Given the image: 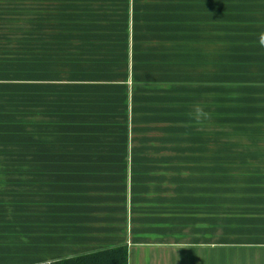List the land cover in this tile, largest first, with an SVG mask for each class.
Returning <instances> with one entry per match:
<instances>
[{"label": "rangeland", "instance_id": "1", "mask_svg": "<svg viewBox=\"0 0 264 264\" xmlns=\"http://www.w3.org/2000/svg\"><path fill=\"white\" fill-rule=\"evenodd\" d=\"M189 1L9 0L7 44L0 32V169L39 155L95 179L128 207L136 264L200 263L184 229L215 210L194 187L212 203L218 181L264 185V0L235 15L239 0H219L201 31ZM40 77L29 121L23 91ZM202 151L223 154V172L209 159L207 178L190 175Z\"/></svg>", "mask_w": 264, "mask_h": 264}, {"label": "crops", "instance_id": "2", "mask_svg": "<svg viewBox=\"0 0 264 264\" xmlns=\"http://www.w3.org/2000/svg\"><path fill=\"white\" fill-rule=\"evenodd\" d=\"M189 2L191 5L193 0ZM237 3L232 6L233 15L239 13V5L243 4L241 0ZM221 4L219 0H199L200 31L202 22L203 28L207 29V19L202 21L207 18V10L221 14ZM10 7L9 0H0V32L8 34L3 36L6 44L11 35L6 30ZM11 33H15L14 29ZM36 54L29 52L28 60L33 62L35 59L36 62ZM41 83V77L39 80L32 78L29 93L23 91V106L29 105V121L38 115L37 93L41 105ZM223 156L216 153L212 158L202 151L199 156H191L190 161L204 162L205 166L193 164L186 171L192 176L200 174V178H207L211 159L218 162L215 171L223 172V165H220ZM11 158L24 165L0 169V264H44L128 245V207L113 204L104 188H96L95 179L75 169L48 170L45 163L42 165L45 159L39 155ZM252 160L256 161L254 157ZM32 162H39V166L33 168ZM218 182L219 186L212 191L216 195L212 203L208 201L206 186L194 187L195 191L199 188L200 204L206 206L205 210L211 207L215 214L210 218L206 215L193 229H184L189 244L197 245V249L189 253L190 258L199 255V264H226L227 261L264 264V185L231 184L224 187ZM136 191L139 192V188ZM194 200L192 203L198 201L197 198ZM134 263L130 254L129 264Z\"/></svg>", "mask_w": 264, "mask_h": 264}, {"label": "trees", "instance_id": "3", "mask_svg": "<svg viewBox=\"0 0 264 264\" xmlns=\"http://www.w3.org/2000/svg\"><path fill=\"white\" fill-rule=\"evenodd\" d=\"M44 264H129V248L128 245H119Z\"/></svg>", "mask_w": 264, "mask_h": 264}]
</instances>
